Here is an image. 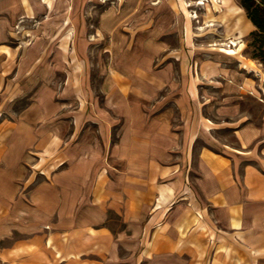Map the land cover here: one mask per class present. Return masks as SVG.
Masks as SVG:
<instances>
[{
  "label": "crops",
  "instance_id": "1",
  "mask_svg": "<svg viewBox=\"0 0 264 264\" xmlns=\"http://www.w3.org/2000/svg\"><path fill=\"white\" fill-rule=\"evenodd\" d=\"M78 3L0 0V52H11L6 54V72L0 73V94L9 104L31 97V106L15 117L18 123H0V264H264V123L234 127L238 147L222 145L212 151L205 145L215 128L198 112L185 120L184 146L156 113L131 112L112 150L121 171L100 182L90 176L102 163L92 150L100 140L85 141L79 120L110 117L81 111L70 116L74 127L64 149L60 132L46 128L48 121L61 122V116L44 109L46 95L41 93L48 89L50 97L57 94L55 74H67L65 89L76 82L78 90L84 82L81 68L70 64L77 56L76 43L65 26L67 15L61 14ZM29 21L40 27L22 30L26 40L10 47L20 34L16 25ZM62 52L68 53L63 68L58 63ZM15 55L19 60L14 65ZM14 71L8 80L5 76ZM198 88L187 80L193 105L201 103ZM232 88L240 92L248 85L235 83ZM112 89L106 107L119 103L111 94L124 95L118 84ZM46 132L54 138L47 155L60 149L53 161L63 159L68 167L26 191L29 152H46ZM99 133L106 145V126ZM200 140L205 145L194 163L193 148ZM188 149L191 159L172 161V153ZM44 201H51V208ZM112 216L123 223L121 231L111 228Z\"/></svg>",
  "mask_w": 264,
  "mask_h": 264
},
{
  "label": "rangeland",
  "instance_id": "2",
  "mask_svg": "<svg viewBox=\"0 0 264 264\" xmlns=\"http://www.w3.org/2000/svg\"><path fill=\"white\" fill-rule=\"evenodd\" d=\"M80 1L75 9L61 10V14L67 15L65 26L73 35L71 42L76 43L77 56L74 63L69 58L70 64L81 68L78 70L84 73V82L79 84L78 90L76 82L65 89L67 74L60 70L52 83L57 94L50 97L48 89L41 93L46 95L44 109L61 116L60 123L48 121L45 126L50 129L54 127L60 132L63 149L66 147L63 141L68 139L74 127L70 116L81 111L87 115L103 113L100 115L103 118H107L106 114L110 117V121L79 120L85 141L100 140L92 146L93 155L101 156L102 161L90 173L92 182H100L103 177L111 180L116 177L117 170L121 171L112 150L120 142L124 118L131 112L137 115L156 113L162 123L170 124L174 140L182 146L184 141L180 140L185 130V120L193 119L196 112L209 119L215 130L211 131L212 138L208 136L209 145L201 140L195 143L192 154L194 163L203 145L212 151L221 150L222 145L238 147L234 127H261L264 123V62L258 54L256 30L246 18L241 0H217L216 5L211 0H203L204 5L201 6L196 5L200 0H184L190 5L187 8L189 14L196 16L194 19L187 18L179 0ZM253 1L257 5L262 2ZM37 27L40 26L33 21L16 25L15 31L20 34L17 41L10 43V47H19L26 40L22 37V30ZM232 41L238 43L236 52L239 54L225 55L219 51L220 48L229 47ZM4 50L0 52V73L6 72V54L11 55V52ZM61 54L58 63L60 66L67 65L65 59L68 57L63 58V55L68 56V53ZM13 59L15 65L19 56L16 58L15 55ZM244 61L256 69L251 72L244 69ZM218 67L224 69L225 73H218ZM76 74L82 78L78 72ZM14 75L15 71L5 77L10 80ZM71 75L76 76L75 73ZM188 79L199 87V105H193L186 90ZM242 82L248 85V89L234 91L232 85ZM116 84L124 95L118 96L114 92L111 96H115L114 101L119 103L113 102L106 107L107 92L115 91L112 88ZM28 98L9 104L0 94V123L11 127L13 123H18L15 117L31 106V99ZM104 126L109 134L106 145L101 142L99 133ZM53 140L46 132V152L30 150V159L26 163L29 171L26 191L51 180L60 170L68 167L63 159L53 161V156L60 149L54 155H47V150L53 148ZM186 156L191 159L189 149L188 153L174 152L172 161L183 160ZM78 166L77 169L81 170L82 163H78ZM43 204L48 208L52 206L51 201H44ZM111 220L110 225L115 232L123 229L120 219L112 216Z\"/></svg>",
  "mask_w": 264,
  "mask_h": 264
},
{
  "label": "trees",
  "instance_id": "3",
  "mask_svg": "<svg viewBox=\"0 0 264 264\" xmlns=\"http://www.w3.org/2000/svg\"><path fill=\"white\" fill-rule=\"evenodd\" d=\"M241 6L245 11L247 19L256 30L258 37V54L264 62V0L257 5L253 0H241Z\"/></svg>",
  "mask_w": 264,
  "mask_h": 264
},
{
  "label": "bare ground",
  "instance_id": "4",
  "mask_svg": "<svg viewBox=\"0 0 264 264\" xmlns=\"http://www.w3.org/2000/svg\"><path fill=\"white\" fill-rule=\"evenodd\" d=\"M211 1L216 5V3H217L216 1L217 0H211ZM179 2H180V5L182 7V10H183L184 14L187 15V18H189V19L196 18V16H192V15L189 14V10L187 8H189L190 5L186 4L184 2V0H179ZM196 5H198V6L204 5V1L200 0V2H198ZM229 45L230 46L229 47L227 46V48H220L219 51L223 52L225 55H237V54H239V52H236L237 47H238V43L237 42L232 41V42L229 43ZM243 67L244 68H249V69H252V70L256 69L251 63L246 62V61L243 62Z\"/></svg>",
  "mask_w": 264,
  "mask_h": 264
}]
</instances>
